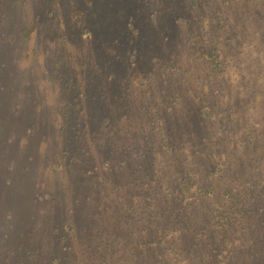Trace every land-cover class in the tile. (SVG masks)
Here are the masks:
<instances>
[{
  "label": "rangeland",
  "instance_id": "374dc122",
  "mask_svg": "<svg viewBox=\"0 0 264 264\" xmlns=\"http://www.w3.org/2000/svg\"><path fill=\"white\" fill-rule=\"evenodd\" d=\"M0 129L23 139L0 154L3 175L43 193L30 213L0 201V231L7 205L14 228L36 231L26 245L40 255L23 264H140L149 251V264H264V0H0ZM191 174L242 199L188 207ZM72 213L94 234L58 233ZM175 229L184 244L164 236ZM2 239L4 253L17 245Z\"/></svg>",
  "mask_w": 264,
  "mask_h": 264
},
{
  "label": "trees",
  "instance_id": "16d2710c",
  "mask_svg": "<svg viewBox=\"0 0 264 264\" xmlns=\"http://www.w3.org/2000/svg\"><path fill=\"white\" fill-rule=\"evenodd\" d=\"M83 109V108H82ZM73 111H64V116H65V122L63 123V127L67 126V120H69V117L71 115ZM70 121V120H69ZM15 135H11V137H7L6 139H2V130L0 129V154L4 153L3 156L9 157L11 156L12 153H14V150L17 148H21L22 147V140L20 137L19 138H15ZM26 141H24V143H27V139H25ZM7 149V150H5ZM65 153H68V151L66 150ZM27 156V155H26ZM221 156H223V154L221 155H217V157L221 160ZM33 160V157L30 155L27 157V164L31 163ZM223 166V165H222ZM9 174L12 173L15 169H16V163L14 161H9L8 165H7ZM12 171V172H10ZM23 171H25V175L28 173V168L27 166L23 167ZM215 172H216V167L215 169H212L209 171V176H211L213 178V180H221L223 179V175L225 173L224 170H221L220 172H218L217 176H215ZM194 175L197 174H191L187 177H185L183 179V181L181 182L180 185V189L179 192H181V194H191L190 195V201L188 200V207L192 206L194 203H196L198 200L201 199L202 195L207 194L210 195L212 197H222L224 195H226L228 192L233 196V201L235 202H239L242 197L238 196L236 193V189L235 187H233V185H228L227 189L225 192H219L217 190L216 187H214L212 184H205L202 183L201 181H197L195 179V177H193ZM38 186L39 183L36 181L34 184L32 185H28V187L23 188L22 191L18 192V190H16L15 188V184H14V179L12 177V175H3V173L0 170V201H4L7 204L8 203H16L19 202L21 203L22 201L27 200V206L29 207V211H27L26 213H30L33 211L34 209V205L36 203H39V201L41 200L40 195H42V192L38 191ZM196 190L193 193H190L192 191V188H195ZM27 188V189H26ZM21 189V188H20ZM26 189V190H24ZM42 197V196H41ZM254 198V197H253ZM257 198V197H255ZM187 199V198H186ZM79 199L75 200V204L76 206L79 205ZM247 206V205H244ZM22 205H20L18 208H15L16 210L22 211ZM2 211V210H1ZM87 211V210H86ZM215 215L218 218V222H220V224H226L229 222V220L233 219V213L234 211H232L231 209H227V210H222L220 207L216 208L214 210ZM260 213V217L262 219H264V206H262L259 210ZM1 215L3 216V222H5L7 228L3 229L0 231V238H3L5 243L9 242L10 240H8L10 238V235L12 232H16V236H17V245L15 247H10L8 245V247L6 248V252L4 253L3 249H2V245L0 244V257H4V259H12L14 258V260H16L15 264H23V262L26 259H31V260H35V258H38L40 255V247H35L34 249H28L27 245H26V241L28 239L31 238H35L36 235V231L33 228H29L25 231H18L16 228H14V218L16 219L15 216V211L13 209H11V207H9L7 205V209H5V211H3V213H1ZM77 215V214H76ZM76 215L72 214H66L65 219L66 221H58V224H56L55 226H58V233H59V228L60 226L63 227H67L69 229L72 230L74 237L78 240V241H83V235H88V234H94L93 230H94V226L93 223L91 221H89L86 225H79L78 221L76 220ZM21 216V213H20ZM30 216V215H27ZM0 224H2L0 222ZM229 224V223H228ZM230 226V224H229ZM1 228V225H0ZM56 230V229H55ZM224 231H228V229H223ZM64 232V231H63ZM172 236L173 238H175L174 235H176L177 241L184 244L185 241V234H182V231L180 229H175V233H170L169 231H167V233L164 234L165 237L167 236ZM224 239L225 235H223ZM58 238H59V242H60V252L65 250L67 245H62V242H64L65 239H67V237L65 235L62 234H58ZM2 239V240H3ZM163 240V239H162ZM169 239H167L164 243H168ZM37 243V241L35 242ZM140 245L144 248L146 247L145 243H140ZM4 247V246H3ZM10 248V249H9ZM5 250V248H4ZM96 256L94 257V260H97V258L103 259L106 257L107 254V248L106 247H100V250L95 252ZM149 254L151 255V258L148 260H144L141 261L140 264H149L153 259H155L154 255L149 251ZM4 255V256H3ZM107 258V257H106ZM63 259L62 256H60V254H58L57 257H54L53 259H51L49 261V264H52L53 261H55V263L57 264L61 262ZM39 263V261H38ZM103 263V262H102ZM43 264V263H40ZM44 264H48L44 262ZM199 264V263H198Z\"/></svg>",
  "mask_w": 264,
  "mask_h": 264
}]
</instances>
